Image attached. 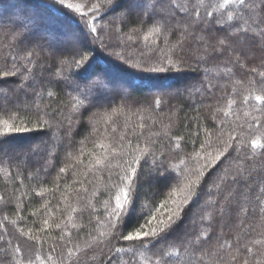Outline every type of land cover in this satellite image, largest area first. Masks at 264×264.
<instances>
[{
    "label": "trees",
    "instance_id": "16d2710c",
    "mask_svg": "<svg viewBox=\"0 0 264 264\" xmlns=\"http://www.w3.org/2000/svg\"><path fill=\"white\" fill-rule=\"evenodd\" d=\"M257 96L264 0H0V264H264Z\"/></svg>",
    "mask_w": 264,
    "mask_h": 264
},
{
    "label": "snow or ice",
    "instance_id": "6c2138e0",
    "mask_svg": "<svg viewBox=\"0 0 264 264\" xmlns=\"http://www.w3.org/2000/svg\"><path fill=\"white\" fill-rule=\"evenodd\" d=\"M230 2H234V0H225V3H230ZM235 2H238L240 5H244L245 4V0H235ZM61 3H63V0H61ZM69 7H71V5H69ZM209 15H211V13H209ZM229 19H231V17H228ZM219 43L221 45L225 44L224 40H220ZM256 99L258 101H262L264 102V98L257 96ZM157 104H159V101H156ZM135 163H140L139 160H136ZM130 172H131V176L136 177L137 179H139V176L137 175V169L136 168H130ZM162 177H164L165 179H170V178H174V177H170L169 171L166 167L162 168L160 173H159ZM130 177L128 175H126L125 177H123L124 180H128ZM121 191V195H116L115 200H116V209L113 210V215L117 216L118 221L121 219L119 213L117 210H122L124 208V204L122 203V199L123 200H128V195L129 193L127 191H124L123 189L120 190ZM161 207L163 208L164 205H161ZM179 211V209H177ZM174 215L175 213H170L167 216V220H160V224L164 225V227L160 228L159 233L156 231V229H150V231H137L135 234H128V235H124L123 239L127 240V241H143L145 239H148L150 236L153 238V240H155L156 237L160 236V233H163L164 236H166L168 234V232L171 231V227H172V223L174 222ZM153 218H155L153 216ZM160 238H164L163 236H160ZM120 250L117 249V252H119Z\"/></svg>",
    "mask_w": 264,
    "mask_h": 264
},
{
    "label": "rangeland",
    "instance_id": "374dc122",
    "mask_svg": "<svg viewBox=\"0 0 264 264\" xmlns=\"http://www.w3.org/2000/svg\"><path fill=\"white\" fill-rule=\"evenodd\" d=\"M256 46H260V45L259 44H256ZM120 52H124V50H120ZM188 84H189L188 86H193V82H189Z\"/></svg>",
    "mask_w": 264,
    "mask_h": 264
}]
</instances>
